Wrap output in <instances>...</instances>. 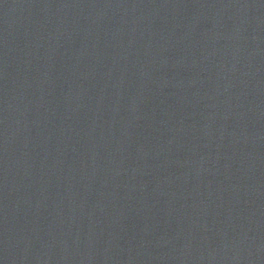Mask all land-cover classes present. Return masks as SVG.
Wrapping results in <instances>:
<instances>
[{"label":"water","instance_id":"1","mask_svg":"<svg viewBox=\"0 0 264 264\" xmlns=\"http://www.w3.org/2000/svg\"><path fill=\"white\" fill-rule=\"evenodd\" d=\"M0 264H264V0H0Z\"/></svg>","mask_w":264,"mask_h":264}]
</instances>
